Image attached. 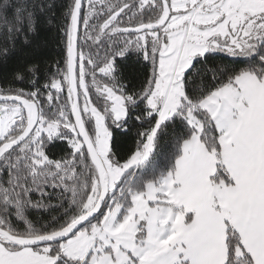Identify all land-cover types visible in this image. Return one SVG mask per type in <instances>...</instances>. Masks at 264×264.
<instances>
[{
    "label": "snow or ice",
    "instance_id": "1",
    "mask_svg": "<svg viewBox=\"0 0 264 264\" xmlns=\"http://www.w3.org/2000/svg\"><path fill=\"white\" fill-rule=\"evenodd\" d=\"M0 264H264V0H0Z\"/></svg>",
    "mask_w": 264,
    "mask_h": 264
},
{
    "label": "trees",
    "instance_id": "2",
    "mask_svg": "<svg viewBox=\"0 0 264 264\" xmlns=\"http://www.w3.org/2000/svg\"><path fill=\"white\" fill-rule=\"evenodd\" d=\"M45 37H47V38H51V36H50V34H48V33H42L41 34V39H44ZM51 54H55V45H51Z\"/></svg>",
    "mask_w": 264,
    "mask_h": 264
}]
</instances>
